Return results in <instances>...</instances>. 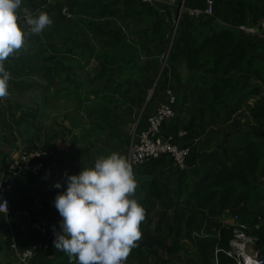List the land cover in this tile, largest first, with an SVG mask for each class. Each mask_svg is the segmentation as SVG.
Segmentation results:
<instances>
[{"label":"trees","instance_id":"16d2710c","mask_svg":"<svg viewBox=\"0 0 264 264\" xmlns=\"http://www.w3.org/2000/svg\"><path fill=\"white\" fill-rule=\"evenodd\" d=\"M181 2L186 9L203 8L207 0L153 4L140 0H22L20 14L25 7L33 15L43 11L52 24L45 32L29 35L24 50L5 61L11 77L8 85L28 90L31 83L15 80L42 74L58 78L72 67L62 63L61 55L78 53L76 45H80L85 62L93 59L97 64L87 80V90L84 88L90 98L93 95L94 105L85 112L94 122L97 135H104L102 141H113L109 152L124 153L125 158L130 124L143 108L147 89L153 86L134 133L145 127L146 118L158 104L170 103L175 113L161 124L160 135L187 147L188 153L183 168L163 154L133 169L138 186L132 198L146 215L140 224L141 239L125 264H148L149 258L155 264H175V256H183V264H236L225 250L239 222L257 236L264 264V214L250 208L252 198L259 197L256 181L264 183V39L238 29L241 24L264 20V0H211V15L193 17L184 10L175 26ZM64 7L70 16L62 13ZM135 17L141 18L140 24ZM20 25L29 31L28 26ZM122 25L124 31L120 30ZM31 46L34 49L28 53ZM159 91L164 96L155 102V92ZM75 93L73 88L68 96ZM252 97L257 100L248 104ZM244 103L248 104L250 119L242 132L235 134L233 145L224 135H213L207 143L199 140L206 130L214 134L212 127L230 120ZM184 107H194L189 118H182ZM43 118L44 114L35 109L22 110L12 124H2L7 131L2 139L7 146L17 147L9 140L19 137L14 129L22 135L25 131L16 126L30 123L26 128L33 135L19 143L23 151L52 150L44 134ZM81 153L87 155V148ZM9 156L0 153V172L7 169ZM53 159V154L44 156L38 175L28 171L13 181L7 192L11 213L24 209L32 217L40 214L34 207V198L39 195L43 210L49 211L56 195L66 191L67 174L60 188L55 183L48 185L46 177ZM3 216L0 213V250L4 249L11 260L4 264H17L5 237ZM49 225L55 233L62 231L60 225L54 229ZM14 232L20 248L31 247L41 238L23 216L14 221ZM38 258L37 264H70L68 255L54 246L39 252Z\"/></svg>","mask_w":264,"mask_h":264},{"label":"clouds","instance_id":"9594fccd","mask_svg":"<svg viewBox=\"0 0 264 264\" xmlns=\"http://www.w3.org/2000/svg\"><path fill=\"white\" fill-rule=\"evenodd\" d=\"M22 0H0V99L7 98L10 73L4 62L17 57L29 35L40 34L52 24L46 12L33 15L23 8L29 31L19 23ZM60 188V182L54 185ZM137 182L129 161L117 152L96 158L93 167L67 175V188L54 205L62 218L53 246L75 264H124L141 239L145 210L132 198ZM6 202L0 213H7ZM55 231V229H54Z\"/></svg>","mask_w":264,"mask_h":264},{"label":"rangeland","instance_id":"374dc122","mask_svg":"<svg viewBox=\"0 0 264 264\" xmlns=\"http://www.w3.org/2000/svg\"><path fill=\"white\" fill-rule=\"evenodd\" d=\"M135 20L136 24L141 23L140 17H135ZM46 30L47 29L43 30V32ZM120 30L124 31L125 26L122 25ZM126 42L129 43V38H127ZM76 48L78 53H75L72 56L61 55V58L63 59L62 63L70 64L72 66L71 68L66 69L62 75H60L61 77L52 78L51 75L42 74L25 79L18 78L15 80L16 82L23 80L24 85L31 83V88L26 90L18 86L15 87L14 84H9V96L7 98L0 99V110L1 113H3L0 114V153L5 152L10 155L13 151L14 153L20 151V148H17L18 146L15 148L12 147V145L7 146L4 141L5 139H2L5 135H7V131L6 129H3L2 124L6 125L9 122L12 124V122H14L13 120H15L18 114H20V112L24 109H35L38 113L44 114V118L42 120L45 126L44 134L49 138L50 144L48 147L52 148V154L54 157L51 172L46 177L48 185L50 186H53L56 182L66 183V174L72 175L74 173H80L82 168L93 167L97 157L106 156L113 152H109L113 141L109 138L102 141L104 139V135H97L96 129L93 128L94 122L91 121V118H89L85 112L86 109H88V111L91 110L94 105L91 99L93 95L91 94L90 98L89 93L86 94L84 88L86 90L88 88L87 80L94 73V69L97 65L96 61L91 59L88 62H85L86 55L84 52L82 53L80 45L77 44ZM33 49L34 47L31 46L28 49V53H31ZM4 66L6 69V62H4ZM251 81L256 83L257 79L252 77ZM97 84L98 83L93 84V86L89 84V88L90 86H97ZM73 88L76 90V95L74 94L68 96V93L70 94V91ZM152 91L153 86L150 90L149 88L147 89L143 108L147 105V102H149V96ZM161 92L162 91L155 92V102H158L161 99V96H164V93ZM254 100H257V98L252 97L248 104ZM248 104H241L237 112L230 120L227 119L224 124L212 127L216 130L214 134H212V132L210 134V131L206 130L205 134H203L199 140H201L202 143H207L209 139L213 138V135H216L214 138L224 135L229 140V144L233 145L235 134L237 135L238 132H242V129L245 128L246 121L250 119L247 114ZM193 108L194 107H184L182 118H189L190 115L194 113ZM142 112L143 111L140 110L137 117L139 114L142 115ZM40 119H42V117H38V120ZM29 122L34 123L35 121L31 120ZM28 124L30 123H22L19 126L17 125L16 128L25 132L22 135H18L19 132L17 129H14V135L19 137H10L9 140L16 144L17 142L21 143L22 140L26 141V138L32 136L33 132L31 130H27L26 128ZM130 127L132 138V134L136 129L135 122L131 123ZM200 132H202V130ZM53 144H56L55 148L51 147ZM86 148L88 150L87 155L81 153V151ZM117 153L122 156L124 154L121 152ZM9 160H11V155L9 158H6V162L8 164L10 163ZM256 188L258 190L257 196L259 197L252 198L250 208L255 212H262V214H264V183H262L261 180H257ZM156 210H159L158 206L155 211ZM244 225L246 226V232H249V227L245 223ZM134 255L138 256V253H134ZM177 259L178 257L175 260ZM181 259L184 260V257ZM176 262L177 261H175V264ZM150 263L155 264L154 261Z\"/></svg>","mask_w":264,"mask_h":264},{"label":"built area","instance_id":"2783aa9c","mask_svg":"<svg viewBox=\"0 0 264 264\" xmlns=\"http://www.w3.org/2000/svg\"><path fill=\"white\" fill-rule=\"evenodd\" d=\"M54 1L56 0H47V2ZM140 1L153 4L155 2H174L175 0ZM178 8H181V13L184 10H187V13L193 17L212 14L211 0H207L206 5L203 8L198 7L186 9L183 6V2L179 4ZM62 13L67 17L70 16L65 7L62 9ZM18 15L19 22L27 26L24 15L19 12ZM238 29L246 34L264 39V20L256 24H241L238 26ZM172 101L173 97L170 96V102ZM174 113V109L170 103H160L146 118L145 127L140 130L137 135L135 133L132 134L126 157L132 165V169L143 164L148 158H157L163 154L169 155L175 166L179 168L185 166V157L188 153V148L179 147L171 143L169 139H165L160 135L161 124L173 117ZM52 152V150L34 149L27 153L20 150L16 152L14 158L12 157L7 169L0 176V203L6 202L8 209L7 213H3L7 229L5 237L9 242L10 251L17 264H37L39 260V252L53 248V241L56 233L50 229L47 219L40 214L32 217V214L24 209L11 213L12 207L7 192L11 189L13 181L21 178L25 172L29 171L33 175H38L43 167L44 156H49ZM64 187L67 188L66 185ZM18 216H23L30 220V227L41 236L40 240L31 247L20 248L17 243L14 232V221ZM233 217L234 219H237V215H234ZM235 225L236 226L233 229V237L229 240V247L225 250V253L231 257L236 264H263V257L257 245V236L254 233L246 232V226L244 223L239 222ZM56 227L57 226L52 225L53 229ZM254 227L257 228V225ZM73 264H75V262Z\"/></svg>","mask_w":264,"mask_h":264},{"label":"crops","instance_id":"0c3cea01","mask_svg":"<svg viewBox=\"0 0 264 264\" xmlns=\"http://www.w3.org/2000/svg\"><path fill=\"white\" fill-rule=\"evenodd\" d=\"M18 143V142H17ZM16 143V144H17ZM15 144V145H16ZM21 144V143H20ZM41 144H43V138H42V142H41ZM41 144H39V145H41ZM18 145H19V143H18ZM17 145V146H18ZM20 146V145H19ZM18 148H20L19 150H21V151H23V148H22V146H20V147H18ZM14 152V151H13ZM13 152L10 154L11 155V159H12V157L14 158L15 157V154L16 153H14L13 154ZM13 154V155H12ZM5 171V170H4ZM4 171H1L0 172V176L2 175V173L4 172ZM66 186H67V184H66ZM18 192H15V194H17ZM41 195H39V196H35V198H34V207H35V211H36V213H40V214H42V216H44L46 219H47V221L51 224V225H54V226H58V225H60V221H61V217H60V214H59V212L57 211V209L55 208V206H54V202L52 203V206L51 207H48V209H49V211H45V208H44V210H43V208H42V204H41ZM45 212V213H44ZM154 217V220H156V214H155V216H153ZM0 221H1V219H0ZM2 223V222H1ZM3 233V226L0 224V235ZM135 251V249L132 251V252H134ZM11 257H13V256H11ZM178 257V259L176 260L177 261V264H183V261H182V257L181 256H175L174 258L176 259ZM152 261H154L155 262V260L153 259H150L149 258V263L148 264H151L150 262H152ZM5 262H11V260H10V258L6 255V253H5V250L4 249H1L0 250V264H4Z\"/></svg>","mask_w":264,"mask_h":264},{"label":"water","instance_id":"95a60500","mask_svg":"<svg viewBox=\"0 0 264 264\" xmlns=\"http://www.w3.org/2000/svg\"><path fill=\"white\" fill-rule=\"evenodd\" d=\"M181 14V8H178L177 10V14H176V20H175V26L177 25V21L179 19V16ZM142 111L144 110V108L141 109ZM141 116V114H139V116L137 117L136 121H135V127L137 126V122L139 120V117ZM180 264V263H179Z\"/></svg>","mask_w":264,"mask_h":264}]
</instances>
